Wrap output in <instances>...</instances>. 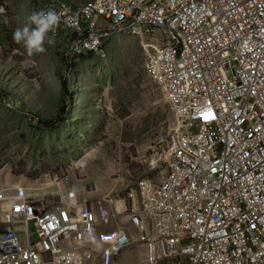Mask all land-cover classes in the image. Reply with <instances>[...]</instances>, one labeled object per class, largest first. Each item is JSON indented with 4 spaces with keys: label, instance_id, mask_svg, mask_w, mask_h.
I'll use <instances>...</instances> for the list:
<instances>
[{
    "label": "built area",
    "instance_id": "2783aa9c",
    "mask_svg": "<svg viewBox=\"0 0 264 264\" xmlns=\"http://www.w3.org/2000/svg\"><path fill=\"white\" fill-rule=\"evenodd\" d=\"M71 61L142 38L174 124L154 176L81 200L69 174L0 188V264H264V0H49ZM6 3L0 2V34ZM164 164L168 167L165 173Z\"/></svg>",
    "mask_w": 264,
    "mask_h": 264
},
{
    "label": "rangeland",
    "instance_id": "374dc122",
    "mask_svg": "<svg viewBox=\"0 0 264 264\" xmlns=\"http://www.w3.org/2000/svg\"><path fill=\"white\" fill-rule=\"evenodd\" d=\"M47 1L0 0L8 10L0 34V90L10 94L0 99V188L37 186L49 175L66 173L72 182L73 175L88 180L101 174L115 186L106 195L124 196L139 180L154 176L174 114L146 73L138 36L117 32L94 58L73 60L77 65L69 68L63 61L70 47L66 34L52 43L48 35L45 52L28 55L23 43L14 42L13 32ZM65 77L75 91L71 98L64 96ZM72 105L74 121L64 132L37 128L41 116L69 118ZM132 245L113 264H146L145 247Z\"/></svg>",
    "mask_w": 264,
    "mask_h": 264
},
{
    "label": "clouds",
    "instance_id": "9594fccd",
    "mask_svg": "<svg viewBox=\"0 0 264 264\" xmlns=\"http://www.w3.org/2000/svg\"><path fill=\"white\" fill-rule=\"evenodd\" d=\"M63 14V11L58 13L52 9L33 11L27 18L28 22L13 32L14 42L23 43L30 56L45 52L44 44L48 33L58 27ZM48 43H52L50 38Z\"/></svg>",
    "mask_w": 264,
    "mask_h": 264
},
{
    "label": "trees",
    "instance_id": "16d2710c",
    "mask_svg": "<svg viewBox=\"0 0 264 264\" xmlns=\"http://www.w3.org/2000/svg\"><path fill=\"white\" fill-rule=\"evenodd\" d=\"M45 42H46V40H45ZM95 55L96 54H94V53H89V54L83 55V56H81L79 58L80 59L83 58L84 60H87V59L94 58ZM65 60L68 62V68L70 66L73 67V66L77 65L75 63H71L72 61L67 56V54L63 58L64 62H65ZM63 92H64V96H66L67 98H69L75 92L74 89L72 88V84H71V79L70 78L69 79L67 77L64 78V89H63ZM69 93H70V95H69ZM9 97H10L9 91L5 92L3 90H0V99H7L8 100ZM75 107H76L75 105L74 106L72 105V107L70 109V112L68 113V117L69 118L66 117V118H59V119L58 118L46 119V118H44L42 116L39 117L38 120H39L40 124H38L37 128L42 130V131H44V132L45 131H47V132L56 131V132H60V133L64 132L66 130L67 124L69 122H73L74 121Z\"/></svg>",
    "mask_w": 264,
    "mask_h": 264
},
{
    "label": "crops",
    "instance_id": "0c3cea01",
    "mask_svg": "<svg viewBox=\"0 0 264 264\" xmlns=\"http://www.w3.org/2000/svg\"><path fill=\"white\" fill-rule=\"evenodd\" d=\"M59 40H61V39H59ZM91 158H93V157H91ZM91 158L89 156V159L86 162L88 165L92 161ZM87 170L89 172H91L89 169H87ZM89 176H91V174L88 175V177ZM91 183H94L95 187L89 188L88 186ZM22 184H27V183H22ZM72 184H73L74 188L78 191L79 198L83 201H85V200H96V199L101 198L104 195H106L105 193H107V191H109V190L114 191V189H115V186L112 187V185H109L108 182L104 181L103 176L101 174L98 175L97 178H95V177L90 178L89 177L88 180H84V179L80 180L78 178H75L73 175Z\"/></svg>",
    "mask_w": 264,
    "mask_h": 264
},
{
    "label": "bare ground",
    "instance_id": "6f19581e",
    "mask_svg": "<svg viewBox=\"0 0 264 264\" xmlns=\"http://www.w3.org/2000/svg\"><path fill=\"white\" fill-rule=\"evenodd\" d=\"M133 246V245H132Z\"/></svg>",
    "mask_w": 264,
    "mask_h": 264
}]
</instances>
